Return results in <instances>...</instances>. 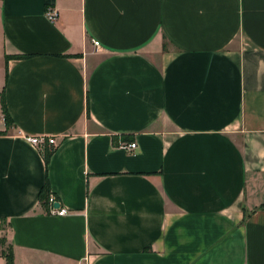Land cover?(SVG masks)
Wrapping results in <instances>:
<instances>
[{
	"label": "crops",
	"instance_id": "crops-1",
	"mask_svg": "<svg viewBox=\"0 0 264 264\" xmlns=\"http://www.w3.org/2000/svg\"><path fill=\"white\" fill-rule=\"evenodd\" d=\"M0 221L15 264H264V0H0Z\"/></svg>",
	"mask_w": 264,
	"mask_h": 264
},
{
	"label": "built area",
	"instance_id": "built-area-1",
	"mask_svg": "<svg viewBox=\"0 0 264 264\" xmlns=\"http://www.w3.org/2000/svg\"><path fill=\"white\" fill-rule=\"evenodd\" d=\"M46 18L51 22H56L58 20V11L55 8L48 7L46 10ZM93 45L99 47L100 43L93 40ZM18 136L24 138L27 142L42 152H44L47 147H56L58 144L57 138L54 136H30L22 131H18ZM136 148L137 144L135 142L127 144V146L124 147L128 152H134ZM48 203V212L53 216L64 217L69 212L66 207L61 205L60 201L54 194L50 195Z\"/></svg>",
	"mask_w": 264,
	"mask_h": 264
},
{
	"label": "trees",
	"instance_id": "trees-1",
	"mask_svg": "<svg viewBox=\"0 0 264 264\" xmlns=\"http://www.w3.org/2000/svg\"><path fill=\"white\" fill-rule=\"evenodd\" d=\"M2 106H3V112L5 115L6 124L7 126H11L13 122L9 116L8 108H7L4 96L2 97ZM127 140H130V139L127 138ZM52 154H53V151H50L49 149L45 151L44 158H45L46 164L49 163ZM51 194L52 192L50 188V183L47 180L44 187L42 188L40 192V200L46 208H48V202H49V198ZM0 247L3 248L2 256L6 259L7 264H15V256H14L13 247L11 245H7V240L5 238H0Z\"/></svg>",
	"mask_w": 264,
	"mask_h": 264
},
{
	"label": "rangeland",
	"instance_id": "rangeland-1",
	"mask_svg": "<svg viewBox=\"0 0 264 264\" xmlns=\"http://www.w3.org/2000/svg\"><path fill=\"white\" fill-rule=\"evenodd\" d=\"M50 8H54V7H50ZM97 48H98V47H97ZM131 143H133V142H131ZM131 143H123L122 146L125 147V146H127V144H131ZM135 143H136V142H135ZM57 146H58V144H57ZM57 146H56V147H57ZM56 147H51V146H50V147H47V148L45 149V151H46L47 149H49L50 151H54V150L56 149ZM45 151L42 152V153H44V156H45ZM48 207H49V203H48ZM3 222H4V221H3ZM3 222L0 221V227H3V225H4Z\"/></svg>",
	"mask_w": 264,
	"mask_h": 264
}]
</instances>
